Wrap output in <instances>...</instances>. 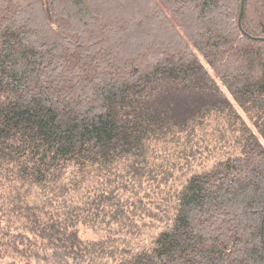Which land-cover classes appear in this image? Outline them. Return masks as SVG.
Here are the masks:
<instances>
[{"label":"trees","instance_id":"obj_1","mask_svg":"<svg viewBox=\"0 0 264 264\" xmlns=\"http://www.w3.org/2000/svg\"><path fill=\"white\" fill-rule=\"evenodd\" d=\"M241 1L0 0V218L30 258L264 264V0ZM218 120L232 148L199 168L181 134ZM161 163L148 239L79 236Z\"/></svg>","mask_w":264,"mask_h":264},{"label":"rangeland","instance_id":"obj_2","mask_svg":"<svg viewBox=\"0 0 264 264\" xmlns=\"http://www.w3.org/2000/svg\"><path fill=\"white\" fill-rule=\"evenodd\" d=\"M229 129V126L223 127L220 121L219 123L216 121L211 128H206L202 134L195 133L191 135L187 142H185L186 139L183 137L185 134L182 133L180 137L182 142H179V144L180 146L186 143L192 145V151L197 157L195 162L199 164V168L201 166H209L214 157H217L216 154L228 149L230 147L228 145H232L227 144L229 142L227 139L233 134ZM172 144L176 146L174 141ZM172 144L168 143V145ZM173 148L170 151H173ZM175 150L174 152L176 153ZM195 150L198 152L195 153ZM167 160H163V162L168 163ZM177 160L174 156L170 163L178 162ZM159 161L161 160L159 159ZM162 163L156 166L155 174L152 172L148 176L149 178H143L141 187L137 189L138 191L126 192L127 197H121L120 207L123 210L122 215L116 218L118 225L101 224L99 227H90L79 224V236L86 241L110 239L112 243H119L124 239L129 241L130 244H136L148 239L157 230L165 209H167V198L172 194L175 182L178 180L179 172L175 165V167H172L170 174L162 176L158 173L160 169L165 167ZM153 176L154 178L151 179ZM11 227H5L3 219L0 218V264H45L43 249L39 247L38 255L30 258L28 253L32 246L29 245V242L32 240L27 242V238L15 234V227L13 229ZM37 243L40 242L37 241Z\"/></svg>","mask_w":264,"mask_h":264},{"label":"water","instance_id":"obj_3","mask_svg":"<svg viewBox=\"0 0 264 264\" xmlns=\"http://www.w3.org/2000/svg\"><path fill=\"white\" fill-rule=\"evenodd\" d=\"M242 5H243V0L241 1V7H242ZM242 9V8H241Z\"/></svg>","mask_w":264,"mask_h":264}]
</instances>
